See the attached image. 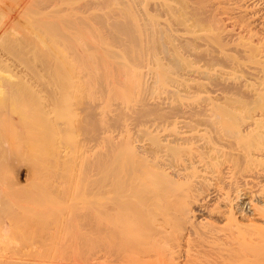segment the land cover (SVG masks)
<instances>
[{"label": "bare ground", "instance_id": "1", "mask_svg": "<svg viewBox=\"0 0 264 264\" xmlns=\"http://www.w3.org/2000/svg\"><path fill=\"white\" fill-rule=\"evenodd\" d=\"M9 1L10 0H0L1 11L8 4L10 5ZM15 1L13 2L16 5L20 0H18L17 3H15ZM66 1L67 8L63 9L57 0H26V4L24 3V0V8L21 12L18 11L20 14L16 17V22H12L14 20H11L6 24L13 25V29L22 25L21 23H23V25L26 24L28 25L26 27H29L31 22L34 21L30 20L33 17V13V18L36 19L35 16L38 15H35V12H38V17L41 20V13H39V11L45 14H47V12L51 14L50 11L54 13L53 11L56 12L57 10L59 12L64 11L68 13L67 15L65 14L66 17L64 16V18L60 15V17H62V22H60V17L56 16L55 13L53 15H55L56 19H60L59 21L55 20V17L53 19L52 14L51 17L48 13L43 17L44 19L42 18L43 20L37 21L38 25L41 26H39V29L44 27L45 32L47 29H50V20V23L55 20L54 28L62 26L61 32L66 25L70 26V24L78 23L81 24V26L83 24L88 25L87 22H89V20V23H91V19H89L90 17L86 16L88 20L86 18L84 19L83 16H78L76 12L83 10V13V8H88V6L92 4L93 6H96L95 0L84 1L83 3H74V0H65V2ZM172 1L174 0H128V3L126 4L129 6L132 5L131 7L133 10L135 9V12L132 11L130 17L136 19L133 18L131 21L135 22L136 20L137 22H141L146 28H152L153 33L152 40L145 43V45L147 44V48L144 44H139L142 41H136L139 46H143V49L141 50L145 52L142 53L141 51L139 53L138 51H140V49L137 50L136 47L135 49L139 54L135 52L137 57L134 53V55L130 57L131 62L126 59L128 58L127 56L129 53H127V55H124L125 53L121 54V52H124L121 48L119 49V53H117L116 50H112V48H110V50L106 48L104 52H101L89 40L90 43H88L87 40L85 43L81 40L82 43L80 42V44H83L81 48L78 42L80 41L78 34L76 35L78 39L71 34L70 38L72 39L68 40V43H66L67 41L63 38V40H60L64 43V46L65 43L68 45L64 47V49H66L64 52L66 51L65 53L68 54L67 48L69 47L72 52L77 53L80 62L77 61V58L76 62L82 63L81 65H83L85 60L84 63H88L87 66L85 65L86 68L91 63L89 60H93L96 63L94 62V65L92 61L91 64L93 66L100 65V67H97V71H101L100 68L103 64L101 63L97 65L99 62L98 60H101V62L104 63L103 66H108L109 68H107L108 70L104 69L105 71H109L110 67L114 65H117V69L112 67L111 69L113 72V68L115 70L120 68L118 70V75L120 74L119 76H114L117 74V71L116 74L113 75L111 74L113 72H108L115 78L114 79L110 76L112 79L117 81V78L121 79V75H128L127 73H129L131 76L133 75V77L131 78V76L128 75L129 79L126 76L127 80H134L133 82L140 85L138 87L137 84L135 85L133 82L131 83L133 84L132 88H134V86L139 88L137 90L135 87V91H138L137 93H139L140 89L143 90L142 87L144 85L147 87L146 95H143L145 90L141 93L142 97H145L138 101L129 98L134 101V103L137 102L135 105H132V107L124 104L125 102L128 103L127 101L129 99H127L122 104L127 108L123 107L125 110L122 109L116 116L109 119L103 131L104 151L102 161L97 164V172L93 174L94 177L95 175H98L100 178L96 176L95 179H97V181L92 183L91 188V181H89V187L87 185L85 186L86 191L91 190L89 191L90 193L92 192L91 195H100L104 201L103 211H100V214L91 215L89 218V224L91 227L100 229L103 234H100L102 236L98 238L96 237L97 240H95L94 243L93 241L90 243V247L92 246V249L90 248L92 254L90 253V255L92 257H89L88 259H91V263H89V261L85 264H264V0H185L184 4H182L181 1L179 3L178 0V5L172 3ZM121 2L123 3L122 0ZM183 8H185V10ZM6 12H8V9ZM2 13L5 12L3 11ZM4 15L0 16V26L2 27L0 28V31H3L0 35V112L2 110L3 112L5 111V116L15 115L14 111L19 110L22 103H20L21 105L18 104L20 106L19 108L14 102V105L16 104L15 106L19 109L13 111L12 108L15 106H11V108L10 105L14 100H9V98H11L9 93H11V96L14 98L17 96L13 93L15 89L16 91L18 90V93L19 88L22 91V89H26V86L30 87V85L34 86L36 84L35 87H31L32 89L29 88V91L32 92L37 88L34 92L36 93L38 90L42 95L40 97L38 96L39 98L36 97L38 100L40 99L38 102H42V108L44 106L47 107V105H43L44 101H42H46V98L43 97L44 93L46 94L45 96L51 91L58 94V89H61L60 87L58 88V82L54 79L58 78L59 80L60 74H58V67L60 68V65L57 64V62L59 63L60 61H58L57 56H60V59L61 57L63 58L64 56H61L63 51L61 54L59 52V55L57 53L58 50L56 52L55 49H50V47L56 48L57 45L52 41L53 38L51 37L53 35H49L51 33L55 34V31L59 29L55 28L56 30L53 32L52 30L54 29L51 28L50 30L52 32L49 30L50 33L46 32L44 37V39L47 40L46 35H49L51 38L50 42L52 41L50 44L56 46L47 45L46 42L48 40L46 41L41 38L45 33L43 31L44 28L43 30L40 29L43 34L41 33V37L36 42L30 38L31 36L29 37L31 34L28 35V33H25V35H28L26 37L29 38L30 43L26 41L27 38H25L24 33L23 38L25 39L22 38L23 40L18 37L15 38L18 40H15L14 43H9L7 41L8 39L5 42L4 39L6 38H4L5 34L3 33H5V30L7 31V26L6 29L5 26H2L4 24L3 22H5L2 21L4 20L2 19L5 17ZM30 16L32 17L30 18ZM47 16H50L51 18H48ZM81 17L82 19H80ZM96 17L102 19L99 15ZM119 17H121V15L118 16V19ZM39 18H37V20ZM121 18L124 21L127 19L126 17V19H124V17ZM118 19L115 20V24L119 31L113 30L110 37L116 39V41H118L120 37H124V35L127 36V38L128 36L129 38L132 37L131 30L129 31L127 28L128 19L126 21L127 23ZM11 22L14 24L17 23L16 25L20 24L15 27ZM141 23L140 25L137 23L138 27L141 26ZM50 27H52V25H50ZM131 28L132 27H130V29ZM14 32L10 33L13 35ZM21 32H23V30ZM65 32L67 33L66 30ZM36 34L38 33L36 32ZM64 35L66 36V34ZM54 36H56V34ZM83 37L85 38V36ZM133 37H135V35ZM117 38L119 39L117 40ZM13 39L14 37L11 39L9 38V41L11 42ZM58 39L57 42H59ZM40 40H43L42 43ZM119 41L123 42L122 48H124V44L127 43L123 39ZM128 41L131 43V40ZM58 46L63 47L60 43ZM133 46L131 45L129 48L127 46L126 49H134ZM41 49L46 50L42 52ZM39 50H41L40 54H42L36 55ZM36 51L37 53L35 54L34 52ZM46 51L48 54H43ZM71 51L70 57H74L75 54L72 53L74 54L72 55ZM67 54L63 53V55ZM113 55H115L114 58ZM120 55L122 56V59L116 57ZM109 57L111 58L110 60H108ZM55 58H57V60ZM70 59V61H72V59L74 60V58ZM82 59L83 61H81ZM112 59H117L116 61L120 59V61L112 62ZM61 61L63 62V60ZM67 62H69V59H67ZM78 63H76V65H78ZM73 64H75L74 61L71 64L74 67ZM110 64L112 66H110ZM92 65L88 68L90 69L93 67ZM64 66L66 67V64H64ZM78 67L79 66H77V68ZM123 67H125L126 73L123 70ZM121 68L123 69L121 70ZM72 69L73 68L70 70L69 67L67 69L70 70L69 73L72 75L70 76L69 74L68 78L73 77L74 81H77L80 79V76L76 79V76H73L74 72ZM81 69L84 70L83 67H80V70ZM91 69L93 70V68ZM94 70L96 72V69ZM62 71L64 72L63 68ZM88 71L90 72V70ZM88 71H84L86 76L90 74ZM100 71L98 72L101 74L102 72ZM79 72L77 74H79ZM92 72L93 71H91V76L93 75ZM96 73H94V75H96ZM65 74L67 75V72L64 73L63 76H66ZM105 74L104 77L107 76ZM94 75L93 78L96 77ZM86 76L83 78L84 80L86 79ZM104 77L102 74L101 79L109 78V76H107V78ZM89 78L92 77H87L88 80ZM93 78L89 81L93 80ZM97 78L98 77H96V79ZM98 79L101 80L100 78ZM112 79H110V81H114ZM89 81H87V84ZM93 81H91V83ZM71 82L73 83V80H71ZM79 82L81 83L82 81L79 80ZM91 83L89 84L91 85ZM4 89L10 90L7 91L8 94H5ZM12 89L14 90L12 91ZM45 89L47 90V93ZM26 91L28 92V90ZM22 93L23 92H20V96ZM28 93H26L27 96ZM56 94H52L53 98H55V96L57 97ZM24 95L25 94L23 93V96ZM37 95L35 94L34 97ZM69 96L68 99L66 98L67 101L70 99ZM48 97L49 96H47V101L51 104L48 103V106H50L51 109V101L55 100L56 104V101L59 102V99H52L51 94L50 97ZM138 97L141 98L140 95L136 98ZM25 98L23 97V99ZM33 99L30 100L33 101ZM26 100H24V102ZM132 101H129V104L133 103ZM8 102L10 103L9 107ZM38 102L36 101L33 105L29 102L31 104L29 105L34 106L36 110V104H38ZM24 104H26L25 106H27L26 109L28 111V107H31L27 105L26 102ZM62 104L60 105L62 106ZM25 106L23 105V110ZM40 106L41 103L38 107ZM64 106H53L52 110L49 111L53 112L55 108V113L53 112L51 114H55L56 118H59L57 117V114L60 112L59 110L61 108L67 107ZM2 107H6V109ZM58 107L60 109L57 113L56 110ZM90 107L92 106L90 105ZM8 108H11L10 113L7 111ZM42 108H38V112L39 109L42 110ZM44 108L43 112H46L47 114L46 110L49 108L47 107L48 109L46 110ZM22 109L20 110L23 111ZM32 109L33 108H31V110ZM21 111L20 114L16 112V115H21ZM25 111L26 110L23 111L24 113L22 112V117H25ZM50 112H48V114ZM4 113L1 112V118ZM29 114L27 113L26 120H30V115H33L34 112L33 114ZM46 114H42L44 119L45 116L47 118L48 114ZM16 115L14 116L15 118L17 117ZM10 116H8V119L5 117L6 120L3 118L4 121H9V124L2 122L3 125L0 126L5 127L4 124L10 126L13 125L12 128H15L14 130L12 129L11 131V127L6 125V127L3 128L5 129L4 132L7 127H9L8 130L10 131H7V136L10 135L11 137V135H15V137L18 138L19 136L22 137V134H20L21 127H19L20 129L16 128L14 125L16 124L15 120H9ZM38 116L41 117L40 115H37V117ZM49 116L50 114L48 117ZM14 117H12V119ZM35 117L33 116V118ZM50 117L47 118L46 121H42L44 120L42 118H39L42 120L37 119L39 123L44 125L42 126L43 130L45 128L44 131L42 130L43 132L48 129L46 127L51 126L52 129L54 128L53 131H50L52 129L49 128L50 130L48 129L46 132H54L55 130V134L57 135V129H59V127L56 128L58 124L54 126L56 123L53 124V122L59 121H56L57 119L54 118L55 120L52 122L53 125H49L53 119ZM1 118L0 120H2ZM90 118L92 117L90 116ZM37 119L35 120L37 121ZM21 120L17 121L21 122ZM41 121L44 123L46 122V124ZM33 122L35 124L34 120ZM20 124L22 123H17V126H20ZM24 124L26 125V122ZM35 125H37V123ZM26 126L22 124L25 131L27 127L29 129H27V132L29 131L31 134L28 135L29 137L31 136L28 138L29 141L32 143L35 135L36 137L38 136V138L35 137V140H38L40 137L37 134H40V126L37 125L39 130L36 128L38 133L36 132L35 134L31 133L30 129H32V127L30 128L29 126ZM33 128V130H35V126ZM25 131H23V133ZM12 132L14 133L12 134ZM15 132H19V136H16ZM5 134L3 136L6 137ZM43 134L41 133L42 137ZM65 135L66 134H64V136ZM24 136L25 135H23V137ZM26 136L24 139H26ZM15 137L9 139V141H12V144L15 140L11 139H16ZM8 138L6 137V140H2L1 138V140L7 142ZM21 140L18 141L20 144L23 143V140L20 142ZM15 142H17V140ZM55 143L57 144V142ZM7 144L9 143L4 144V150L5 152L6 150L11 152L12 147L16 143L13 145L10 143V145H12V147H9L10 150L6 147ZM2 148H4L3 145ZM15 148H18V146ZM63 153H61V156H63ZM57 155L54 156L53 154L55 158H53V156L52 158L57 161L59 158L61 160V157H58V159L56 158ZM38 159L36 161H38ZM55 161L51 160V162ZM36 164L40 165L38 163ZM37 165L34 164L33 167L36 166L34 170L33 167L31 168L34 177L36 176V182L33 189L35 188L37 190L35 191L38 192L36 197H39V199L41 198L42 200L38 199L37 201L34 199V196L33 200L36 201L30 202L31 204L33 203L31 206H29L27 202L30 200L26 201L28 206L23 204L24 194L22 197V194H19L20 197L17 195L19 198L15 200L12 198V200H9L10 194L8 195V190V192L6 191L7 194L3 195L6 190L3 186L6 184L5 173L7 170L5 168L4 174H1L0 172V195L2 194V197L8 195L9 198L8 202H5L7 201V197H3L6 200L2 198L6 204L3 203L2 199L0 200V219L4 218L2 216H5L4 220H7L6 216L11 215L12 213H17L15 214L17 217L13 215L16 219L19 218L21 214H27V216H31L30 218H27L29 221L31 218L32 221H34V219L37 220V218L41 216L40 214L42 212L39 208L43 206V204L41 206L40 204L41 201H43L42 197L44 195L38 196V194L39 192H42V188H46L48 185L44 187L45 185L43 186V183L45 182L42 181L43 179H41L42 182L39 181L40 174L42 177V173L40 172L43 167L41 168V166H38L40 168V170H38L39 168ZM2 171H4V169ZM52 172L53 174L55 173V171ZM36 173L39 175H36ZM55 178L57 177H54V180ZM34 180L35 179H33V182ZM1 187L5 190L3 188L1 189ZM78 187L80 188L81 185L76 187V190L79 192L82 187L80 190H78ZM39 188L41 189L39 190ZM54 188L56 189V186ZM85 189H83V191H85ZM16 190L19 191L18 188ZM44 190L45 189H43V191ZM29 192L31 193V191ZM53 192H55V190H53ZM30 193H28V196ZM33 194L36 195L34 192ZM25 196L28 198L27 195ZM25 206L28 210H26ZM38 211L41 213H37ZM38 215L40 216L37 217ZM9 217H11V219L13 218L12 215ZM9 217L8 219L10 220ZM21 218H26V215ZM18 221L21 222L20 219ZM24 221L22 223H24ZM17 223L19 224V222ZM8 230L9 229L3 231V234L0 232V234H2L0 235V264H18L20 259L18 253L19 250L15 251L17 249L14 247H12V249H10V246L7 247L9 240L11 239V232ZM25 243L27 242L24 241L23 244ZM24 247L25 246H23V248ZM13 248L15 249L14 253L12 252ZM39 249L41 248L39 247ZM2 251L4 254H2ZM41 253L38 255H42V258H44V254ZM31 257H33V255ZM42 258L39 257V260ZM51 259L50 257L48 258L51 262L55 260V258L53 260ZM21 260L22 259H20V261ZM42 260L43 263L45 260ZM33 261L35 264L37 263L35 262L36 259ZM51 262H49V264H52ZM47 263L48 262L45 264ZM26 264L31 263L27 262ZM37 264H41V262Z\"/></svg>", "mask_w": 264, "mask_h": 264}, {"label": "rangeland", "instance_id": "2", "mask_svg": "<svg viewBox=\"0 0 264 264\" xmlns=\"http://www.w3.org/2000/svg\"><path fill=\"white\" fill-rule=\"evenodd\" d=\"M13 1H15V0H13ZM13 1H9L10 2V5L8 4L5 8H3L2 9V11L0 12V16L1 15H4L5 17L4 18H2V19H4V20H2V21H5V22H1L3 25V27L5 26V29H6V26H7V31L5 30V29H1V30H5V33H3V34H5L4 35V38H6V39H4L5 40V42H6V40L9 42V43H14L15 42V40H18V39H15V38H18V37H20V39H22L24 36H23V33H24V35H25V33L27 34L28 33V35L29 34H31V35H29V37L30 38H32L33 40H35V42L36 41H38L39 40V38L41 37V33L43 34V32H42V30H43V28L44 27H42V28H40V29H42V30H40L39 29V26L40 25H38V22L37 21H39L40 20V18L38 17L39 16V14H37L38 12H35V15H38V16H35L36 17V19H34L33 17H34V13L32 14V16H30V18L32 17V19H30L31 21L32 20H34L33 22H34V25H33V22H31V25H29V27H31V28H29V27H26V26H28V25H23V23H21L22 25H19V27H17L18 25H16V24H14V23H12V22H16L15 20H16V17L20 14L19 12H21L22 11V9L24 8L23 6L26 4V0H25V4H23V1L24 0H20L19 2H18V0H16L15 1V3H17L18 2V4H14V2ZM61 1H63V2H65V0H57V2H59L60 3V6H61V8L63 7V9H65V8H67L66 6V3H67V1L65 2V3H63V2H61ZM87 2V1H89V0H77V1H75L74 0V3L75 2H80V3H83V2ZM123 1V3L121 2V0H119V1H117V0H95V3H96V6H93V4L92 5H90V6H88V8H83L84 9V12L82 13V11L83 10H81V11H79V12H76V14L78 15V16H83V18L85 19L86 18V16H88V17H90L89 19H91V23H89L90 22V20H89V22H87V24L88 25H82L81 26V24H70V26L68 25H66L65 27H63V31L61 32V28H62V26L61 27H59V28H56V29H59V30H57V31H55L56 29L54 28V25H55V20H60L62 17L64 18V16L66 17V15L68 14L67 12H64V11H60V12H62V13H60L58 10L55 12V11H53L54 13H55V15L56 16H59L60 17V15L62 16V17H60V19H56V17H55V15H53L54 13H52V11H50L51 12V14H52V16H53V19H54V17H55V20H53L52 21V23H54V24H52V23H50L51 22V20H50V22H49V28L51 29V28H53L54 30H52L53 32L55 31V34H56V36H54L55 34H53V33H51V34H49V35H53L51 38H53L54 40H55V38H56V40L54 41L53 39H52V41H53V43L55 44L56 43V45H57V47L56 48H54V47H50V46H48V47H50V49H55V51L57 52V50H58V54H59V52H60V54H61V52H62V54H61V56H69L68 58L67 57H63L64 59H69V62H67V59L66 60H64L62 57H61V59L59 58L60 56H57L58 57V61H60L59 63L57 62V64H59L60 65V68L58 67V69L60 70H58V74H60L59 75V80H58V78H56V79H54L55 81H57L58 82V88L60 87L61 89H58V94H56V92H54L56 95H57V97L55 96V98H58L59 100V102H57L56 101V104L57 105H59V107H63L64 105V107H66V108H61V109H63V110H61L59 107H58V109L56 110V112L58 113V110L60 111L58 114H57V117H59V118H56V115L54 114H51V113H55V108H54V110H53V112H50L49 110H52V107L54 106H57L56 104H55V100L53 101L52 99H55V98H53V95L52 94H54L53 93V91H51V90H49V91H51L47 96H49L50 97V94H51V103H52V107H51V109H50V106H48L50 103H49V101H47V96H45L46 94L44 93V95H43V97H45L46 98V101H47V104H46V101L45 100H42V101H44L43 102V105H47V107L49 108H47V107H43L45 110L46 109H48V110H46L47 111V114H48V112H50L49 114H50V118H53L52 119V121H51V124H49V125H53L54 123H56L54 126H56L57 124V126H56V128H58L59 127V129H57V135L55 134V130H54V132H50V131H53V129H52V127L51 126H49V127H46V126H48V125H46L45 127L46 128H51L52 130H50L49 132H46V131H48V129H46V131L45 132H43L44 130H45V128H44V130H43V128H42V126H44L43 124H41V123H39L38 122V119L39 118H42V119H44L43 118V115L44 114H46V112H43V108H42V102H38V101H40V99L38 100V98L40 97V96H42L41 95V92H38V90H37V92L35 93L34 91H36V89L34 90V88H33V90L34 91H29V88L30 89H32L31 87H35L36 85H34V86H32V85H30V87L28 86H26V89H22V91L20 90V88H19V92L17 93V91H16V89L14 90V89H12V91H13V93L15 94V95H17V96H15L16 97V100H15V97L13 98V96H11V93H9V95H10V97L11 98H9V100L10 101H12V100H14L13 102H11V105H10V101L8 102L9 104H8V107H9V105H10V107L12 106V107H14L16 104V106H18L19 108H20V106L19 105H21L20 103H22V105H21V108L20 109H22V107H23V105L25 106L26 104H24L25 102L27 103V105H29L30 103L33 105V104H35L36 103V101L38 102V104H36V106H37V108H36V110H35V108H34V106H30L31 108H33L32 110H31V108H29L28 107V111H31V112H28L27 111V109H26V107L27 106H25V108H24V110H26L25 112H26V114H24V116L25 117H22V112L24 111L23 109V111H21L19 108H17L16 106L14 107V108H12L13 109V111L15 110V109H19V110H16V111H14L15 112V115H16V112H18V114H20V111H21V115H16L17 117H21V119H20V117L19 118H15L14 116L15 115H13V116H10V115H7V116H5L6 115V113H4L3 112V110L1 111L2 113H4L3 114V116H5V117H7V119L9 118L8 116H10V119L9 120H11V121H13V120H15V123L16 124H14L15 126H16V128H19V127H21V129H23V130H21L20 128V134H22V137H23V135H29L30 134V132L28 133L27 132V129H28V127L27 126H29L30 128L32 127V129H30L31 130V133H33V134H35L36 132L38 133V126L37 125H39L40 126V128H41V131L39 130V132H40V134H37V135H39V139L38 140H35L36 138H38V136L36 137V135L34 136V140L32 141V143H31V141H29V139L28 138H30L29 136L27 137L26 136V139H24L25 138V136L23 137V139H22V137L21 136H19V132L18 133H16V136H19V138H21L22 140H23V143H19L18 141L19 140H21V139H19L18 137H15V135L14 136H12L11 135V137H15L16 139H11V140H17V142H15V141H13V144H15L13 147H12V141H9V139L11 138L10 137V135L9 136H7V134H8V132L7 131H10V130H8V128L9 127H11V131H12V127H13V125L12 126H10V125H8L9 124V121H4L3 120V118L5 119V117H3L2 116V118H1V112H0V118L2 119V120H0V125H3L2 124V122L4 123V122H6V123H8V124H4V126L6 127V125H8L9 127H7V129H6V131L4 132V130L5 129H3V128H5V127H2V126H0V130H1V132H0V172H1V174H4L5 173V168H6V180H5V182H6V184H5V186H3V187H5V189L3 188V187H1V189L3 188L4 190H5V193L3 194V195H5V194H7L6 193V191L8 192V195H9V198H8V195H6V196H3V197H7L6 199H7V201H5V202H8L9 200H12V199H17V198H19L20 197V195L19 194H22L21 195V197L23 196V194H24V196L25 195H27L28 196V193H30L29 191H31V196H30V194H29V196H28V198H26V196H25V198H24V196H23V200H24V203L23 204H25L26 206H28L27 204H26V201L27 200H30V201H27L28 202V204H29V206H31V205H33V203L31 204L30 202H35L36 200L38 201V199H39V197H36L37 196V193L38 192H36L37 190L34 188L33 189V187H34V184H35V182H36V176L34 177V173H32V171L34 170V168H36V166L35 167H33L34 166V164L35 165H37L36 163H38V164H40V165H37V167L39 166H41V168H42V170H41V172L40 173H42V177H44V178H42L41 177V174H40V180L39 181H41V179H43L42 181L43 182H45V183H43V186L44 187H46L47 185L48 186H50V187H46V188H42V192H39V194H38V196H43L42 198H43V201H41V204H40V206L43 204V206H41L39 209H40V211L42 212H37V213H41L40 215H38L37 217H39V218H37V220L36 219H34V221H32V218L30 219V221L27 219L28 217L30 218L31 216H27V214H25L26 215V218H21V217H25V215H20L19 216V218H14V216L13 215H15V214H17V213H12L11 215H12V219H11V217H9V216H11V215H8V216H6L7 218V220H4L5 219V216H2V217H4V218H2L3 219V221H2V219H0V229H2V230H0V232L3 234V231H5L6 229H9L10 230V232H11V239H10V237H9V244H8V246L7 247H9L10 246V249H12V247H14L15 249H17V250H15L14 248H13V253L15 252V251H18V253H19V258L20 259H22L21 261H20V259H19V261H18V264H26L27 262L28 263H31V264H35L34 263V261L33 260H35L36 259V261L35 262H37V263H39V262H41V264H45L46 262H48L47 264H49V262H51V261H49L48 260V258L50 257V259L51 260H53L54 258H55V262L53 261V262H51L52 264H68V263H70L71 264V262H72V264H85V263H88L89 261V263H91V259L89 260L88 258L89 257H92L91 255H90V250L92 249V246L90 247V243H92V241H93V243H94V241L95 240H97V238L98 237H100V236H102V235H100V234H103V232L100 230V229H96V228H92L91 227V225L89 224V218H90V216L92 215H95V214H100L102 211H103V203H104V201H103V199H102V196H98V195H91V193L89 192V191H91V190H87L86 191V185L88 186H90V184H89V181H91L90 183H91V186H90V188L92 187V183H94V181L96 182L97 181V179H95L96 178V176H98V175H95V177L93 176V174L94 173H96L97 171V169H98V165L97 164H99V162H101L102 161V155H103V149H104V144H103V137H104V135H103V131H104V129H105V126H106V123L109 121V119H112L113 118V116H116L117 115V113H119V111H121L122 109L123 110H125L124 108L128 105H130L131 107H132V105H135V103H137V102H135L134 103V101H138V100H141L143 97H145V96H143L142 97V92L145 90V92H143V95H146V91H147V87L144 85L143 87H142V89L143 90H141L140 89V91H139V93H137L138 91H135V87L136 86H134V88H132L133 87V84H137L138 85V87L140 86L138 83H136V82H133L134 80H127V78L129 79V77H128V75L129 76H131V74H129V73H127L128 75H125L124 73V75H121L120 76V78L121 79H119V78H117L118 80L116 81V80H114L115 78L114 77H112L111 76V74L113 75V74H116V71H117V74L116 75H114V76H117L118 75V70L120 69H118V70H115L114 68H113V70H114V72L112 71V67H115L116 68V66L114 65V66H112L111 64H110V66H112V67H110V73L111 72H113V73H111V74H109L108 72L109 71H105L104 69H106V70H108L109 68H108V66H103L104 65V63L103 62H101V60H98L99 62L97 63V65L98 64H103V65H101V71L100 70H98V71H100V72H102L101 74L97 71V67H100V65L99 66H93L91 63H92V61L93 60H89L91 63L88 65V67L90 66V65H92L93 67H91V68H93V70L90 68H86L85 67V65L87 66V64L88 63H84L85 62V60H84V62H83V65H81L82 63H78V62H76V58H77V61H79V59H78V56H77V53H74V52H72L71 50H70V48L68 49L67 48V52H68V54L67 53H65L64 52V50H66V49H64V47L65 46H68V45H66V43H68V40H70V39H72V38H70V36H71V34H72V36L74 37L75 36V38H77L76 37V35L78 34V38H80V41H78L79 42V46H81V48H82V45L80 44V42L82 43V41L85 43L86 42V40L88 41H90V42H92L94 45H95V47H97V49H99L101 52H104L105 50H106V48L107 49H109L110 50V48H112V50H116V52L117 53H119L120 52V48H121V50H123L124 52H121V54L123 53H125L124 55H127V53H129V55L127 56L128 58H126L127 60H130V57L132 56V55H134V53L136 52V53H140L142 50L141 49H143V44L145 45V43H148L149 41H151L152 40V36H153V33H152V28H146L145 27V25L143 26V24L141 23V22H137L136 20H135V22H137V23H139V25H140V23H141V28L140 27H138V25H137V23H135V22H133V21H131V20H133V18L134 17H130V15H131V13H132V11L133 12H135V9L133 10V8L131 7L132 5H131V3H130V5L131 6H129L128 4H126V3H128V0L127 1H125V0H122ZM180 1H181V3L182 4H184L185 2V0H179V3H180ZM183 1V2H182ZM177 2V3H176ZM12 3V4H11ZM59 3H58V5H59ZM92 3V2H91ZM172 3H174V4H176V5H178V0H174V1H172ZM21 4V5H20ZM133 4V3H132ZM14 5V6H13ZM98 5V6H97ZM108 5V6H107ZM128 5V6H127ZM134 5V4H133ZM180 6V5H179ZM182 6H184V5H182ZM181 6V7H182ZM13 7V8H12ZM127 7V8H126ZM129 7V8H128ZM132 9H131V8ZM135 7V6H134ZM11 8V9H10ZM15 8V9H14ZM111 8V9H110ZM115 9V11H114V9ZM8 9V12H6V10ZM15 11H14V10ZM21 9V10H20ZM129 9H131V10H129ZM184 10H185V8H183ZM5 12V13H2V12ZM16 12V13H14V12ZM19 11V12H18ZM13 12V13H12ZM47 12V11H46ZM8 13V14H7ZM39 13H41L40 14V16H41V20H43L44 18V16H46L49 12H47V14H45V13H42V12H40L39 11ZM60 13V14H59ZM129 15H128V14ZM45 14V15H44ZM51 14L49 13V15L51 16ZM59 14V15H58ZM66 14V15H65ZM80 14V15H79ZM125 14V15H124ZM7 15V16H6ZM97 15H99V16H101L102 17V19H100V18H97L96 16ZM121 15V17H124V19H128V23L126 22L127 21V19H126V21H124V20H122V18L121 17H119V19H118V16H120ZM124 15V16H123ZM48 17V18H51V17ZM128 16V17H127ZM12 17V18H11ZM15 17V18H14ZM126 17V18H125ZM37 18H39L38 20H37ZM43 18V19H42ZM92 18H94V19H92ZM130 18V19H129ZM6 19V20H5ZM80 19H82V17L80 18ZM87 20H88V18H86ZM121 20V21H124V22H126L127 24H128V26H127V28H128V30L130 31L131 30V36L132 37H130L129 38V36H128V38H127V36H125L124 35V37H120V39L119 38H117V40L119 39V40H121V39H123L127 44H124V48H122V45H123V42H120L119 40L118 41H116V39H112V37H110V34H112L113 32V30H115V31H119L118 29H117V25L115 24V20ZM134 19H136V18H134ZM165 19V18H164ZM11 20H14V21H12L11 22V24H14V26L15 27H17V28H14L13 29V25H8V24H6V23H8V21L10 22ZM40 20V21H41ZM163 20V19H162ZM7 21V22H6ZM93 21V22H92ZM36 22V23H35ZM60 22H62V19H61V21ZM131 22H133V23H131ZM10 24V23H9ZM127 24H125V25H127ZM136 24V25H135ZM1 25V24H0ZM33 25V26H32ZM38 27H37V26ZM50 25H52V27H50ZM76 25V26H75ZM64 26V25H63ZM74 28H73V27ZM88 26V27H87ZM33 27H35V28H33ZM41 27V26H40ZM76 27V28H75ZM130 27H132L131 29H130ZM0 28H2L1 26H0ZM8 28H9V31L10 32H14V34L12 35V33H10L9 31H8ZM12 28V29H11ZM18 28H19V30H18ZM23 28V29H22ZM28 28V29H27ZM80 28H82V29H80ZM84 28V29H83ZM146 28V29H145ZM37 29H39V30H37ZM50 29H47V31L46 32H49V30ZM86 29V30H85ZM134 29V30H133ZM11 30H14V31H11ZM18 32H17V31ZM23 30V32H21ZM31 30H33V31H31ZM65 30L67 31V33L69 34H67L66 32H65ZM133 30V31H132ZM135 30H136V32H135ZM25 31V32H24ZM44 32H45V28H44V30H43ZM51 31V30H50ZM51 31V32H52ZM70 31V32H69ZM73 31V32H72ZM114 31V32H115ZM1 32H3V31H0V35H1ZM6 32H8V33H6ZM36 32L38 33V34H36ZM46 32L44 33V36H42L41 38L43 39V40H46V39H44V37H45V34H46ZM59 32V33H58ZM64 32V33H63ZM79 32V33H78ZM83 32V33H82ZM20 33H22V34H20ZM50 33V32H49ZM76 33V34H75ZM81 33V34H80ZM87 33V34H86ZM135 33V34H134ZM3 34H2V36H3ZM8 34H11L12 35V37H14V39L10 42L9 41V38L11 39L12 37H11V35H8ZM35 34H36V36H38L39 34V36L38 37H36L35 36ZM48 34V33H47ZM58 34V35H57ZM64 34H66V36L64 35ZM74 34V35H73ZM80 34V35H79ZM85 34V35H84ZM28 35H25V38H27L26 39V41H28L29 43H30V41H29V38L28 37H26V36H28ZM49 35H46V38H47V40L49 41H45L46 43H47V45L49 44V45H51V46H56V45H54V44H50V43H52V41L50 42V36ZM62 35H63V37H62ZM82 35V36H81ZM135 35V37H133ZM6 36V37H5ZM9 38H8V37ZM22 36V37H21ZM49 38H48V37ZM58 36H59V39H58ZM68 36V37H67ZM80 36V37H79ZM83 36H85V38L83 37ZM89 36V37H88ZM37 39H35V38ZM126 37V38H125ZM25 38H23V39H25ZM65 39L66 41H64V42H66L65 43V46H64V43H62L60 40H63V39ZM69 38V39H68ZM77 38V39H78ZM135 39V41H134V39ZM22 39V40H23ZM31 39V40H32ZM57 39H58V41L59 42H57ZM22 40H20V41H22ZM42 40V41H43ZM82 40V41H81ZM105 40H107V41H105ZM109 40V41H108ZM127 40V41H126ZM128 40H131V43H129L130 41H128ZM41 41V40H40ZM42 41H41V43H42ZM88 41V43H90ZM136 41H142V42H140L139 44H141L142 43V45H138L137 44V42ZM7 42V43H8ZM16 42H19V41H16ZM23 42V41H22ZM25 42V41H24ZM33 42V41H32ZM133 42H136V43H133ZM144 42V43H143ZM40 43V42H39ZM40 43V44H41ZM58 43V44H57ZM59 43H60V45H63V47L61 46V47H59L58 45H59ZM45 44V43H44ZM130 44V45H129ZM136 46H135V45ZM46 45V46H47ZM84 45H86V44H84ZM131 45L134 47V49L133 48H130V49H126V47L128 46V48L129 47H131ZM138 45V46H137ZM87 46V45H86ZM141 46H142V48H141ZM147 46V44L145 45V47ZM47 47V48H48ZM59 47V48H58ZM83 47H85V46H83ZM114 47H116V48H114ZM119 47V48H118ZM137 47V48H136ZM144 47V48H145ZM41 48V47H40ZM39 48V49H40ZM46 48V49H47ZM60 48H61V50H60ZM87 48V47H86ZM139 50L140 49V51H138L137 52V50ZM147 48V47H146ZM145 48V49H146ZM46 49H41L42 50V52H44V50H46ZM52 49V50H53ZM63 49V50H62ZM133 49V50H132ZM41 50H39V54L37 53V51H38V49H37V51L36 52H34L36 55H41L40 54V51ZM71 51V54L72 53H74V54H72V55H74V57L73 56H71L70 57V51ZM119 50V51H118ZM135 50V51H134ZM125 51H127V52H125ZM130 51V52H129ZM132 51H133V53H132ZM145 52V51H144ZM143 51H142V53H144ZM47 53V51L45 52V53H43V54H46ZM63 53L64 54H67V55H63ZM84 53V52H83ZM135 53V56L137 57V54ZM138 53V54H139ZM141 53V54H142ZM48 54V53H47ZM59 54V55H60ZM107 54V53H106ZM124 55H123V57H124ZM50 56V55H49ZM77 56V57H76ZM139 56V55H138ZM115 57V55H113V58ZM117 58L118 57H120V59H122V56L120 55V56H116ZM126 57V56H125ZM134 57V56H133ZM133 57H132V59H133ZM70 58H74V60L72 59V61H70L71 59ZM56 60H57V58H55ZM81 59V58H80ZM111 58L109 57V59L108 60H110ZM120 59H118V61H120ZM61 60H63V62L61 61ZM113 60V59H112ZM117 60V59H116ZM116 60H113L112 62H114V61H116ZM126 60V61H127ZM73 61H74V63L75 64H73L74 65V67L71 65L72 63H73ZM81 61H83V59L81 60ZM118 61H116V62H118ZM62 62V63H61ZM65 62V63H64ZM68 64H67V63ZM72 62V63H71ZM80 62V61H79ZM95 61H93V63H94ZM129 62V61H128ZM130 62H131V60H130ZM66 64V67H67V65H68V67L70 68V70H71V68H73L72 69V71L74 72V74H73V72H72V74H73V76H76L75 78L77 79L78 78V76H80L79 78L80 79H78L77 81H74V79H73V77H69L68 78V76H69V74H70V76H72L71 75V73H69V71L70 70H67L68 69V67L66 68L65 66H64V64ZM69 63H71V64H69ZM76 63H78V65H76ZM96 63V62H95ZM95 63H94V65H95ZM61 64H62V66H61ZM114 64V63H113ZM116 64V63H115ZM70 65V66H69ZM81 65V66H80ZM109 65V64H108ZM72 66V67H71ZM77 66H79L78 68H77ZM63 68V70H64V72L62 71V68ZM80 67H83V69L84 70H80ZM95 67V68H94ZM106 67V68H105ZM66 68V69H65ZM86 68V69H85ZM108 68V69H107ZM124 68V69H123ZM123 68H121V70L123 69L124 71L126 70L125 69V67H123ZM75 69V70H74ZM94 69H96V72L97 73H99V74H97L96 72H95V70ZM99 69V68H98ZM103 69V70H102ZM117 69V68H116ZM88 71V70H90V74H88V76H86V73L84 72V71ZM67 72V75L66 76H63L64 75V73H66ZM81 73H80V72ZM91 71H93L94 73H96V75H94V73L92 72V74L94 75V76H96V77H98V78H102V74H103V77H104V74L105 73H107V74H105V75H107V76H109V78L110 79H112V78H114V79H112V80H114V81H110V79L108 78V79H101V80H99L98 78V80L96 79V77H94L95 78V80H94V78H93V75L91 76ZM105 71V72H104ZM60 72V73H59ZM79 72V74H77ZM83 72H84V74H83ZM87 72V73H88ZM104 72V73H103ZM120 72V71H119ZM123 72V71H122ZM63 73V74H62ZM125 73H126V71H125ZM58 74H57V76H58ZM86 76V79H87V77H92L93 78V80L95 81V82H97V83H95L93 80H91V81H93L92 83H91V81H89L90 79H92V78H89V80L87 79H83V78H85V76ZM90 75V76H89ZM98 75V76H97ZM120 75V74H119ZM118 75V76H119ZM62 76V77H61ZM82 76V77H81ZM84 76V77H83ZM107 76L106 77H104V78H107ZM112 78H111V77ZM126 76H127V78H126ZM67 77V78H66ZM133 77V75L131 76V78ZM71 78V79H70ZM64 81H63V80ZM66 79V80H65ZM70 81H69V80ZM75 79V80H76ZM135 79V78H134ZM71 80H73V83H74V85H73V83L71 82ZM79 80L80 81H82L81 83L79 82ZM108 80V81H107ZM87 81H89L88 82V84H87ZM85 82H86V84H85ZM133 82V84H131ZM62 83H64V84H62ZM67 83V84H66ZM69 83V84H68ZM71 83V84H70ZM89 83H91V85L89 84ZM61 84V85H60ZM77 84V85H76ZM85 84V85H84ZM65 85H68V86H65ZM71 85V86H70ZM132 85V86H131ZM63 87H65V88H63ZM66 87H69V88H66ZM72 87V88H71ZM138 87H136V89L138 90L139 88ZM144 87H145V89H144ZM23 88H25V87H23ZM7 89V88H6ZM6 89H4L5 90V94L7 93L8 94V92L7 91H10V90H6ZM25 90V91H24ZM26 90H28V92H31V93H28ZM40 90V89H39ZM46 90V89H45ZM44 90V91H45ZM66 90V91H65ZM134 90V91H133ZM16 92V93H15ZM20 92H23L25 95H26V93H28V96H30V97H28L27 95L25 96H23V93L21 94V96H20ZM26 92V93H25ZM34 92V93H33ZM3 93H4V91H3ZM3 93H2V95H3ZM12 93V94H13ZM46 93H47V90H46ZM145 93V94H144ZM0 94H1V92H0ZM36 94H40V95H37V96H35L34 97V95ZM42 94H43V92H42ZM61 94V95H60ZM19 95V96H18ZM64 95V96H63ZM70 95V96H69ZM140 95V97L141 98H136L137 96H139ZM39 96V97H38ZM68 96H69V101H70V103H69V101H67V99H68ZM132 96V97H131ZM0 97H1V95H0ZM20 97V98H19ZM23 97L25 98H27V100H26V98L25 99H23ZM36 97H38V98H36ZM42 97V98H43ZM48 97V98H49ZM134 97V98H133ZM34 98V99H33ZM67 98V99H66ZM129 98H131V99H134V101H132V100H130ZM18 99H19V103H18ZM22 99H23V101H22ZM30 99H33V101L32 100H30ZM73 99V100H72ZM127 99H129L127 102L128 103H126L125 101L127 100ZM135 99H137V100H135ZM24 100H26L25 102H24ZM30 100V101H29ZM35 100V101H34ZM49 100V99H48ZM57 100V99H56ZM62 100V101H61ZM129 101H132L133 103H131V104H129ZM14 102L16 103L15 105H14ZM30 102V103H29ZM33 102V103H32ZM68 102V103H67ZM74 102V103H73ZM125 102V103H124ZM13 103V104H12ZM40 103H41V106L40 107H38V105H40ZM49 103V104H48ZM63 103V104H62ZM65 103V104H64ZM125 104L124 106L122 105V104ZM19 104V105H18ZM55 104V105H54ZM60 104H62V106L60 105ZM51 105V104H50ZM90 105L92 106V107H90ZM89 106V107H88ZM121 106H122V108H121ZM7 107V106H6ZM6 107L4 108V107H2V108H4V109H6ZM94 107V108H93ZM124 107V108H123ZM11 108H8L7 109V111H9V113H10V109ZM38 108H42V110L41 109H39V112H38ZM70 108H71V110H70ZM85 108V109H84ZM92 108V109H91ZM127 108V107H126ZM66 109H68V110H66ZM90 109V110H89ZM94 109V110H93ZM0 110H1V108H0ZM65 110H66V112H65ZM86 110V111H85ZM6 111V112H7ZM42 111V112H41ZM61 111H64V112H61ZM13 112V113H14ZM33 112H34V114H33ZM37 112H38V114H37ZM41 112V113H40ZM87 112V113H86ZM11 113H12V110H11ZM24 113V112H23ZM27 113L29 114H33V115H30V120L29 119H27L26 120V117H27ZM90 113H92V114H90V116L92 117V118H90V116L88 117V115ZM121 113V112H120ZM43 114V115H42ZM46 114V115H47ZM48 114V115H49ZM61 114V115H60ZM88 114V115H87ZM35 115H36V117H35ZM37 115H40L41 117H37ZM48 115H47V118H49L48 117ZM64 115V116H63ZM68 115H70V116H68ZM33 116L35 117V118H33ZM54 116V117H53ZM66 116V117H65ZM87 116V117H86ZM12 117H14L13 119H12ZM29 117V116H28ZM33 118V120L35 121V124L37 123V125H35L34 124V122H33V120L31 121V119ZM71 117V118H70ZM38 118V119H37ZM47 118H46V116H45V119L44 120H42V119H39V120H42V121H46L47 120ZM57 119L56 121H59V122H55L54 120L55 119ZM67 118V119H66ZM115 118V117H114ZM25 119V120H24ZM35 119H37V121L35 120ZM63 119V120H62ZM71 119V120H70ZM6 120V119H5ZM17 120H21V122H18ZM26 122V125L24 124L25 122ZM31 121V122H30ZM41 121V122H42ZM48 121H49V119H48ZM48 121H47V123H48ZM54 121V122H53ZM67 121H69V122H67ZM24 122V123H23ZM27 122H28V124H27ZM30 122V123H29ZM33 122V123H32ZM52 122H53V124H52ZM63 122V123H62ZM90 122V123H89ZM11 123V122H10ZM17 123H22L24 126H26L27 128H26V131L24 130L25 128H23L22 127V124H20V126H17ZM42 123H44V122H42ZM61 123V124H60ZM67 123V124H66ZM44 124H46V122L44 123ZM73 124V125H72ZM35 126V130H33L34 128V126ZM60 125V126H59ZM67 125V126H66ZM53 126V127H54ZM69 126H71V127H69ZM89 126V127H88ZM2 127V128H1ZM38 130H37V129ZM55 128V129H56ZM62 128V129H61ZM70 128V129H69ZM3 129V130H2ZM15 129V128H14ZM13 129V130H14ZM17 130V129H16ZM29 130V129H28ZM18 131V130H17ZM23 131H25L24 133H23ZM32 131H34V132H32ZM61 131V132H60ZM28 134H27V133ZM3 133V134H2ZM6 133V134H5ZM11 133V132H10ZM14 132H12V134H13ZM41 133L43 134V137L41 136ZM53 133V134H52ZM6 135V137L8 138V137H10V138H8V140H7V142L5 141H2L3 139H5L6 140V137L5 136H3V135ZM18 134V135H17ZM49 134V135H48ZM64 134H66L65 136H64ZM68 134H69V136H68ZM31 135V134H30ZM103 135V136H102ZM54 136V137H53ZM33 137V136H32ZM36 137V138H35ZM48 137V138H47ZM51 137V138H50ZM1 138H2V140H1ZM18 138V139H17ZM46 138V139H45ZM64 138V139H63ZM70 138V139H69ZM28 139V140H27ZM41 139V140H40ZM49 139V140H48ZM61 139V140H60ZM63 139V140H62ZM22 140L20 141V142H22ZM25 141V142H24ZM48 141V142H47ZM59 141V142H58ZM26 142H28V143H26ZM34 142V143H33ZM51 142V143H50ZM55 142H57V144L55 143ZM5 143H9V144H7V146L6 147H8V150H10V148L9 147H12V149L14 150H12L11 149V152H9V151H7L6 150V152H5ZM10 143L12 144V145H10ZM18 143V144H17ZM39 143V144H38ZM44 143V144H43ZM55 143V144H54ZM32 144V145H31ZM36 144V145H35ZM66 144V145H65ZM2 145H3V147L4 148H2ZM25 145V146H24ZM57 145H58V148H57ZM70 145V146H69ZM18 146V148H15V147H17ZM34 147V148H33ZM45 147H46V149H45ZM49 147H50V149H49ZM66 148V149H65ZM3 149V150H2ZM7 149V148H6ZM26 149V150H25ZM63 149V150H62ZM20 150V151H19ZM64 150H65V152H64ZM70 150V151H69ZM2 151H3V153H2ZM31 151V152H30ZM44 151V152H43ZM40 152V153H39ZM64 152V153H63ZM5 153H7V154H5ZM9 153V154H8ZM39 153V154H38ZM48 153V154H47ZM54 154V156L55 155H57V159H58V157H61V160H60V158L58 159V161L56 160V159H53V158H55L54 156H53V154ZM61 153H63V156H61ZM65 153H66V155H65ZM29 154V155H28ZM36 154V155H35ZM52 154V155H51ZM64 155H65V157H64ZM74 155V156H73ZM21 156H22V158H21ZM32 156V157H31ZM36 156V157H35ZM42 156H45V157H42ZM52 156H53V158H52ZM24 157V158H23ZM38 157H39V159H38ZM17 158V159H16ZM28 158V159H27ZM38 159V161H36L37 159ZM42 158V159H41ZM44 158V159H43ZM52 158V159H51ZM19 159V160H18ZM41 160V161H40ZM51 160L53 161H57V164H56V161L55 162H51ZM2 161V162H1ZM8 161V162H7ZM29 161H31V162H29ZM40 161V162H39ZM61 161V162H60ZM17 162V163H16ZM29 162V163H28ZM49 162V163H48ZM6 163V164H5ZM54 163H55V165H54ZM20 164V165H19ZM43 164V165H42ZM47 164V165H46ZM4 165V166H3ZM7 166V167H6ZM46 166V167H45ZM28 167V168H27ZM33 167V170L31 169ZM38 167V168H39ZM52 167V168H51ZM37 168V169H38ZM4 169V171H2ZM36 169V170H37ZM51 169V170H50ZM32 170V171H31ZM35 170V171H36ZM38 170H40V168L38 169ZM37 170V171H38ZM59 170V171H58ZM34 171V172H35ZM36 171V172H37ZM43 171H44V173H43ZM52 171H55V176H54V174H53V172ZM92 171H94V172H92ZM32 174H33V179H35L34 180V182H33V179H32ZM39 174H37L36 173V175H39ZM53 174V175H52ZM57 174V175H56ZM30 175V176H29ZM44 175V176H43ZM51 176V177H50ZM53 176V177H52ZM92 176V177H91ZM38 177V176H37ZM54 177H57V178H55V180H54ZM99 177V176H98ZM28 178V179H27ZM29 178H31V179H29ZM52 178H53V180H52ZM91 178H92V180H91ZM100 178V177H99ZM10 179V180H9ZM57 179V180H56ZM12 180V181H11ZM46 180V181H45ZM51 180H52V183H51ZM32 181V182H31ZM38 181V182H39ZM41 181V182H42ZM48 181V182H47ZM54 181H56V182H54ZM13 182V183H12ZM50 182V183H49ZM16 183V184H15ZM32 183V184H31ZM42 184V183H41ZM50 184V185H49ZM55 184V185H54ZM33 185V186H32ZM81 185V187H82V189L80 190V188L78 187V190H80L79 192L76 190V187L77 186H80ZM84 185V186H83ZM8 186V187H7ZM20 186V187H19ZM56 186V189L54 188ZM88 186V187H89ZM32 187V188H31ZM52 187V188H51ZM15 188V189H14ZM19 189V191H17L16 189ZM23 189V190H22ZM41 188H39V190H40ZM43 189H45L44 191H43ZM83 189H85V191H83ZM89 189V188H88ZM15 190V191H14ZM36 190V191H35ZM38 190V191H39ZM53 190H55V192H53ZM3 191V190H2ZM1 191V192H2ZM81 191H83V192H81ZM33 192L34 193H36V195H34L33 194ZM46 192H48V193H46ZM3 193V192H2ZM15 193V194H14ZM18 193V194H17ZM17 195H19V197L17 196ZM1 196V198H0V200L3 198L2 197V194L0 195ZM17 196V197H16ZM35 196V198L34 199H36V200H33V197ZM51 196V197H50ZM57 196V197H56ZM29 197H31V198H29ZM12 198V199H11ZM52 198V199H51ZM4 200H6L5 198H3ZM2 199V200H3ZM9 199V200H8ZM41 199V198H40ZM39 199V200H40ZM45 199V200H44ZM4 200H3V203H5L4 202ZM42 200V199H41ZM51 201V202H50ZM44 202V203H43ZM47 202V203H46ZM53 202V203H52ZM2 203V202H1ZM6 204V203H5ZM25 206V207H26ZM39 206V205H38ZM32 208V207H31ZM43 208V209H42ZM30 209V208H29ZM26 210H28L27 209V207H26ZM22 211H24V210H22ZM101 211V212H100ZM18 215H19V213H18ZM8 217L10 218V220L8 219ZM15 217H17V215H15ZM0 218H1V216H0ZM21 220V222L20 221H18V220ZM27 220V222H26V220ZM25 220V221H24ZM24 221V223H22ZM17 222H19V224L17 223ZM32 222V223H31ZM24 224V225H22V224ZM26 223H28V224H26ZM11 226H10V225ZM30 224V225H29ZM9 227H7V226ZM19 227H18V226ZM32 225V226H31ZM4 226V227H3ZM39 226V227H38ZM15 228V229H14ZM27 228V229H26ZM8 230V231H9ZM33 230V231H32ZM95 231H96V233H95ZM99 231V232H98ZM21 232V233H20ZM23 232V233H22ZM13 233V234H12ZM16 233V234H15ZM2 234H0V235H2ZM10 235V234H9ZM13 236V237H12ZM43 236V237H42ZM14 237H15V239H14ZM97 237V238H96ZM18 239H19V241H18ZM23 241H22V240ZM94 239V240H93ZM100 239V238H99ZM98 239V240H99ZM16 240V241H15ZM91 240V241H90ZM24 241L25 242H27V243H25V244H23L24 243ZM31 241V242H30ZM21 243V244H20ZM28 243H29V245H28ZM19 244V245H18ZM31 244V245H30ZM37 244V245H36ZM12 245V246H11ZM92 245V244H91ZM18 246H19V249H18ZM23 246H25L24 248H23ZM27 246V247H26ZM30 246V247H29ZM22 247V248H21ZM35 247H37V248H35ZM39 247L41 248V249H39ZM31 248V249H30ZM91 248V249H90ZM9 249V248H8ZM26 249V250H25ZM15 250V251H14ZM20 250H21V254H20ZM39 250V251H38ZM43 250V251H42ZM35 251H37V252H35ZM3 252V251H2ZM1 252V253H2ZM39 252V253H38ZM42 252V253H41ZM44 254V258H42V255H38V254ZM2 254H4V252L2 253ZM46 254V255H45ZM92 254V253H91ZM33 255V257H31ZM35 255V256H34ZM37 255V256H36ZM45 256H47V257H45ZM26 257V258H25ZM35 257H37V258H35ZM39 257L40 258H42V259H44L45 261H46V258H47V261L44 263H42V259H40L39 260ZM35 258V259H34ZM31 259H33V260H31ZM38 259V260H37ZM28 260H30V261H28ZM70 261V262H69ZM87 261V262H86ZM26 262V263H25ZM58 262V263H57ZM36 263V264H37Z\"/></svg>", "mask_w": 264, "mask_h": 264}]
</instances>
